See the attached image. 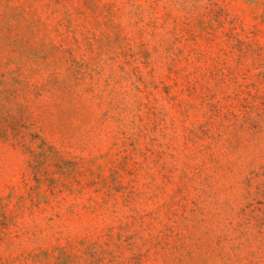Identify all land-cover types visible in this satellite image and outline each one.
Here are the masks:
<instances>
[{
	"label": "rangeland",
	"instance_id": "374dc122",
	"mask_svg": "<svg viewBox=\"0 0 264 264\" xmlns=\"http://www.w3.org/2000/svg\"><path fill=\"white\" fill-rule=\"evenodd\" d=\"M0 264H264V0H0Z\"/></svg>",
	"mask_w": 264,
	"mask_h": 264
}]
</instances>
